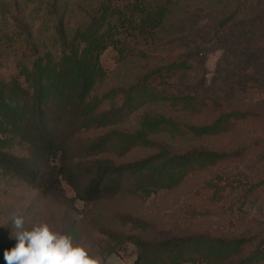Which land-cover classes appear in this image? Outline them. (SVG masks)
Returning <instances> with one entry per match:
<instances>
[{
	"label": "rangeland",
	"instance_id": "rangeland-1",
	"mask_svg": "<svg viewBox=\"0 0 264 264\" xmlns=\"http://www.w3.org/2000/svg\"><path fill=\"white\" fill-rule=\"evenodd\" d=\"M55 1L63 4L62 11L52 5L54 0H0V148L28 153L9 131L3 107L11 100L18 103L15 95L33 91L37 55L50 70V82L60 78L69 52L56 32L62 19L69 40L77 30L87 38L77 60L92 78L88 105L112 121L75 130L68 141L69 159L84 172L83 183L96 161L120 165L158 159L164 147L177 156L194 150L225 155L197 161L173 176L164 171L158 184L149 175L161 166H151L136 187L129 180L118 193L92 201L82 199L63 178L48 192L0 167V239H14L11 220L19 214L26 228L47 222L90 253L115 254L122 264H139L135 239L246 238L241 256L264 250V0H235L228 7L180 0L177 15L153 31L140 30L139 10L133 9L137 0H110L116 13L106 22L85 15L99 0ZM159 2L138 0L147 7ZM230 10L235 17L223 24ZM145 85L171 100L147 95L137 108L119 111L127 89ZM185 96L192 99L186 102ZM230 110L253 115L231 119L226 131L215 134L196 136L185 127L211 124ZM153 117L171 123L151 125ZM138 132L147 142L136 144Z\"/></svg>",
	"mask_w": 264,
	"mask_h": 264
},
{
	"label": "trees",
	"instance_id": "trees-1",
	"mask_svg": "<svg viewBox=\"0 0 264 264\" xmlns=\"http://www.w3.org/2000/svg\"><path fill=\"white\" fill-rule=\"evenodd\" d=\"M109 1L99 0L96 8L84 10L86 11L85 15L90 17L92 21L106 22L111 20L115 16L116 7H111ZM234 1L208 0L209 3L224 7H228ZM180 3V0H162L154 7H147L145 4H139L137 0L133 9L139 10L137 16L141 17L138 24L140 30L153 31L162 26L169 17L177 15ZM52 5L58 10L64 9L62 8L63 4H59L58 1L54 0ZM230 11L223 24L229 23L235 17L236 11ZM56 13L58 14L57 11ZM79 31L77 30L76 35L69 40L67 28L61 19L56 27V32L64 51L69 52H63L66 53L64 56H67V61H64L60 67V78L58 80L53 78L50 82V70L46 71V64H42L43 56L37 55L34 63L36 65L34 67L36 68V77L33 91L28 92L27 95L17 93L15 98L19 99L18 103L11 100V102L4 104L3 113L8 129L26 147L28 153L17 155L5 151L1 147V168L30 183L39 184L48 192L57 189L60 183L59 178H63L74 187L82 199L92 201L118 193L129 180H135L134 186L136 187L137 181L141 180L140 176L146 173L151 166L152 168L161 166L160 172L156 174L150 172L149 175L152 182L158 184V177L165 172L173 176L185 171L188 165L197 161L205 159L215 161L225 155L212 151L194 150L177 156L164 147L159 153L158 159L148 157L120 165L96 161L91 166V170L88 169L85 174L87 181L83 183L84 172L80 171L81 168L78 164L69 159L68 141L71 136H74L75 130L104 127L112 121L106 112L93 113L86 100L92 78H90L88 68L85 69L86 65L77 60L79 53L77 50L80 48V43L84 40L87 41L83 32ZM44 56L49 61L51 56L48 53H45ZM65 70H68L70 74L67 75ZM140 90H143L142 94H140ZM127 91L122 110L120 108L119 111L130 112L143 103V98L147 95L162 101L171 100L170 96H161L159 92L148 85L142 88L131 87ZM182 98L186 102L192 99L188 96ZM250 115H253L250 110H230L229 112H222L211 124L187 125L185 127L196 136L215 134L226 131L231 119L245 118ZM117 117H121V115H116ZM149 122L151 125L163 127L169 125L171 120L165 117H153ZM135 138L136 144L147 142V138L140 132L136 134ZM103 145L104 142L98 146L103 147ZM134 242L138 246L136 262L139 264H192L198 262L225 264L226 261L239 256L240 259L237 264H261L264 260V250L260 248L254 249L247 256H241L243 248L249 242L246 238L166 237L158 242L139 239H135ZM16 243L15 238L9 241L0 239V264H5L4 251L10 250Z\"/></svg>",
	"mask_w": 264,
	"mask_h": 264
},
{
	"label": "clouds",
	"instance_id": "clouds-1",
	"mask_svg": "<svg viewBox=\"0 0 264 264\" xmlns=\"http://www.w3.org/2000/svg\"><path fill=\"white\" fill-rule=\"evenodd\" d=\"M11 222L10 238L17 243L4 251L5 264H122L115 254L105 258L90 253L88 247L54 230L47 222L33 224L29 229L19 214H14Z\"/></svg>",
	"mask_w": 264,
	"mask_h": 264
}]
</instances>
